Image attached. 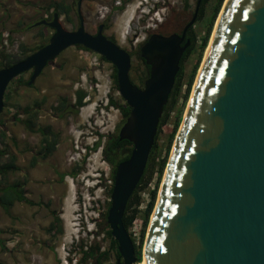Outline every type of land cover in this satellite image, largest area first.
Returning <instances> with one entry per match:
<instances>
[{"label": "water", "instance_id": "obj_1", "mask_svg": "<svg viewBox=\"0 0 264 264\" xmlns=\"http://www.w3.org/2000/svg\"><path fill=\"white\" fill-rule=\"evenodd\" d=\"M197 0L182 34H153L140 49L150 67L144 88L130 78L131 55L103 32L80 26L68 31L61 16L35 26L54 31L49 43L25 60L0 69V118L5 95L17 77L32 72V86L63 52L81 46L117 72L122 98L131 108L119 139L133 144L118 165L107 222L118 243L115 264H138L123 223L128 202L144 176L165 106L191 47ZM144 264H264V0H227L193 87L165 170L147 230Z\"/></svg>", "mask_w": 264, "mask_h": 264}, {"label": "rangeland", "instance_id": "obj_2", "mask_svg": "<svg viewBox=\"0 0 264 264\" xmlns=\"http://www.w3.org/2000/svg\"><path fill=\"white\" fill-rule=\"evenodd\" d=\"M225 2L200 60L195 82ZM54 3L71 7L69 14L61 15V23L66 30L76 31L80 22L74 0H0V54L21 57L46 44L54 31L49 27L42 29L44 25H35L42 20H52L57 12L55 8H50ZM216 3L217 0H212L206 6L204 15L198 17L192 28L194 51L181 64L182 95L199 59L201 41ZM142 4L151 11L145 20L139 16L138 7ZM196 4L197 0H83L82 14L85 29L92 35L97 34L100 24L108 21L109 29L105 35L115 37L117 45L131 53L133 70L130 71V78L134 85L143 89L145 66L136 54L140 45L151 31L160 29L171 33L182 30L191 20ZM121 6L123 10L119 9ZM31 74V71L25 73L24 80L28 81ZM113 75L111 63L101 61L100 56L93 52L72 47L48 65L35 84L20 86L16 92H11L1 115L4 127H0V147L17 156L21 171L10 174L4 185L19 181L26 192V199L34 205H15L9 225L4 223L5 213L0 207V241L4 246L0 250V264H79L82 243L88 246L98 244L102 250L110 248L111 241L106 236L110 226L105 223L104 215L110 209V189L115 175L114 167L104 158L103 147L109 136L119 135L126 122L122 109L127 105ZM79 92L86 93L84 107L76 116L69 114L59 119L63 110L59 109L61 100L66 99L72 105ZM182 103L183 100H179L176 108L168 113L167 123L158 129L157 148L150 154L149 166L145 170L139 214L129 230L135 247H142V260L146 241L145 237L141 243L145 210L158 181L159 165L169 155V138ZM188 105L189 101L184 106L182 119ZM28 106L35 108L37 117L33 121L37 126L51 127L59 134L56 150L45 160L38 158L35 166L31 162L41 148L40 137L31 134L14 119L21 109ZM19 117L27 119L25 115ZM98 142H101L100 146L94 150ZM74 173H77L76 177L72 176ZM51 210L61 212L59 227L62 228L63 223L62 234L57 233L54 238L48 235ZM115 263L112 256L107 264Z\"/></svg>", "mask_w": 264, "mask_h": 264}, {"label": "trees", "instance_id": "obj_3", "mask_svg": "<svg viewBox=\"0 0 264 264\" xmlns=\"http://www.w3.org/2000/svg\"><path fill=\"white\" fill-rule=\"evenodd\" d=\"M187 1L188 0H186V2ZM211 1L212 0H202L200 12H199V17L204 15L205 8L208 4H210ZM224 2H225V0H217V3H216L215 8H214V12H213L211 18L208 20L207 32H206L205 37L202 39L201 45H200L199 59H198L196 65L194 67V70L192 72V75L190 76L189 82L186 85V88H185L183 95H182V91H181V86H182L181 85V79H182L183 70L181 68L180 72L177 75L176 83H175L174 88L172 90V93L170 95L169 102L165 106L163 117L160 120L159 130L163 125H165L167 123L168 113L172 112L176 108L179 100H181V99L183 100L181 109L179 110V113H178L177 121L175 123V127H174V129L170 135V138H169V143H168V147H167L169 155H166V157L161 161V163L159 165L158 181L156 183L154 190L151 192L150 201H149V203L146 207V210H145V217H144V222H143L141 243L144 242V239H145L146 233H147V228L149 226L152 213H153L155 206H156V203H157L159 184H160V180L162 179L163 174H164L165 169H166L167 164H168V160L170 157V151L172 150L171 146L173 145V142H174L176 135L179 131L180 125L183 121L182 112H183L184 106L189 101V98H190V95L192 92V88H193V85L195 82V78H196V75H197V72H198V69L200 66V60H201L202 55L208 46V43H209V40L211 37V33L213 30V26H214V24L218 18V15L221 11V8H222ZM50 8H55V10L60 14V16L63 13L69 14L72 10L70 6L64 5L63 3H54ZM123 8L124 7L122 6L119 9L123 10ZM45 28H47V27L45 26L42 29H45ZM191 33H192V30H191ZM41 35L44 36V33H42ZM192 41H193V43H195V39L193 38V36H192ZM48 43H49V41L46 44H43L42 46L38 47L37 49L31 51V53L24 54L21 57L7 56L4 53H1L0 55H2L1 56L2 60L0 61V69L11 67V66L25 60L29 55L35 53L40 48L46 46ZM77 48L80 50H85V51L91 52V51H89L86 48L81 47V46H77ZM193 51H194V45L190 49H188L187 52L184 54L182 62ZM136 54H137V56L140 57V49L137 51ZM100 59L103 62H107L103 57H100ZM140 59H141V57H140ZM143 63L145 65V68L147 71V72L144 71L145 78L147 79L149 77L150 67L146 66L144 61H143ZM113 70H114L113 79H114L116 86L118 87L117 72H116V69L114 66H113ZM131 70H133V69L131 68ZM24 76H25V74L17 77L15 80H13L10 83V85L6 91V95H5L4 108L6 107V103H7V100L9 99L11 92H16L20 86H29L28 85L29 80L28 81L24 80ZM85 98H86V93H84V92L77 93V99H76L75 103L72 105H69L67 103L66 99H62L59 109H61V110L63 109V110H62V113L59 115V119H64L66 117V115H69V114L72 116H76L78 114V112L80 111V109L82 107H84L85 103L83 101L85 100ZM111 104L113 106L114 103L112 102ZM37 106H39V105L37 104ZM34 110H35L34 106L33 107L32 106L25 107V108L21 109L17 113V115H15V117H14V119L17 120V122L23 124L25 129L27 131H29L31 134H39L42 137L41 148H40L39 152L33 156V159L31 162L32 166L36 165L38 158L45 160L49 156H51L53 154V152L56 150V145L58 144V139H59V134L55 133L51 127H40V126L36 125V123L33 120H34V118L37 117V113H35ZM130 112H131V108L128 105H125V108L122 109V114H123L125 119H127L129 117ZM19 115H25L27 117V119H21L19 117ZM0 127H2V128L4 127V121L1 118H0ZM100 143L101 142H98L93 149L96 150L100 146ZM156 148H157V143L155 141V145H154L151 153H154ZM132 150H133V144L132 143H130L126 140H120L119 136H109L108 137V139L106 140V143L103 147V154H104L105 160L110 165H112L114 167V175H115V172H116L118 165L130 158ZM148 166H149V164L147 165L146 171L148 169ZM20 171H21V169L17 165V156L14 154H10L6 148L0 147V207L6 213L10 212V209L15 205V203L28 204L31 206L34 205L33 202L26 199V195H25L26 192L22 188V185L19 181H16L13 184L4 185L7 177L10 174H15V173L20 172ZM146 171H145L144 176L142 177L139 185L137 186L136 190L134 191L133 195L131 196V198L128 202L126 211H125V215L123 217V223H124L125 228L128 230V232H129L130 228L133 226V223L135 222V220L137 219V216L139 214V207L142 203L140 194H141V192L144 191L143 182H144V177L146 175ZM72 176L76 177L77 173L72 174ZM112 181H113V185L111 186V189H110V195L113 191V187H114V183H115L114 177L112 178ZM110 207H111V203H110ZM107 216H108V213H106L104 215V221L106 224H107ZM59 224H60V219L57 217L56 223H54L51 226V228L48 230V233L50 232L54 236L57 235V233L62 234L63 230L61 227H59ZM106 236L111 241V246L108 250H102V248L98 244L88 246L87 244L82 243L80 245L79 252L81 254V258L79 260V264H107L108 262H110L112 256L115 259L121 258L119 251H118V243L115 239H113L112 234H111V229H108L106 231ZM0 244H1V247L3 248L4 247L3 243L0 242ZM141 249H142L141 245L139 246V249L136 248L138 263H140L142 260Z\"/></svg>", "mask_w": 264, "mask_h": 264}, {"label": "flooded vegetation", "instance_id": "obj_4", "mask_svg": "<svg viewBox=\"0 0 264 264\" xmlns=\"http://www.w3.org/2000/svg\"><path fill=\"white\" fill-rule=\"evenodd\" d=\"M74 1H76L77 2V8H78V4H79V0H74ZM81 2L83 3V0H81ZM77 15H78V12H77ZM100 25H103V32H104V34H105V32L109 29V23H108V21L106 20L104 23H102V24H100ZM99 25V26H100ZM185 27V26H184ZM184 29V28H183ZM183 29L182 30H175V31H172L171 33H168V32H163L162 30H160V29H158L157 31H151V32H149V34H148V37L146 38V40L144 41V43H142V45H140V49H141V47L143 46V44H145V42H147L148 40H149V38L151 37V35H153V34H161V35H163V36H170V35H172V34H179V35H181L182 34V31H183ZM98 30H99V27H98ZM191 30L192 29H190L189 31H188V33H187V36H186V40H190L191 41V43H192V45H191V47L194 45V43H193V41H192V33H191ZM98 33V32H97ZM108 37V36H107ZM110 40H112L113 42H115L116 44H117V42H116V38L115 37H113V36H111V37H108ZM190 47V48H191ZM189 48V49H190ZM127 51V50H126ZM128 52V51H127ZM130 55H131V53L130 52H128ZM142 61H144V60H142ZM145 66V65H144ZM147 66V65H146ZM149 67V66H148ZM144 71L145 72H147L146 71V68L144 69ZM149 75H150V71H149ZM145 82V81H144ZM144 82H143V85H144ZM143 88H144V86H143ZM39 135V134H38ZM39 137H40V140H42V137H41V135H39ZM48 204V203H47ZM51 206H52V204H51ZM50 206V207H51ZM50 218V220H48V230L51 228V226L54 224V223H56V219H57V217L60 219V224H61V220H62V218H61V212H57V210H51L50 211V216H49ZM62 228H63V223H62ZM96 234H97V231H96ZM48 235H50V238H54V237H56V235L54 236V235H52L50 232L48 233ZM104 250H106V249H104ZM116 260V262L119 260V259H115Z\"/></svg>", "mask_w": 264, "mask_h": 264}, {"label": "clouds", "instance_id": "obj_5", "mask_svg": "<svg viewBox=\"0 0 264 264\" xmlns=\"http://www.w3.org/2000/svg\"><path fill=\"white\" fill-rule=\"evenodd\" d=\"M122 7V6H121ZM138 10H139V16H140V19H143V20H145L144 18H147V17H149V15H150V10H148L147 9V7L146 6H144L143 4H142V7H138ZM148 10V11H147Z\"/></svg>", "mask_w": 264, "mask_h": 264}, {"label": "crops", "instance_id": "obj_6", "mask_svg": "<svg viewBox=\"0 0 264 264\" xmlns=\"http://www.w3.org/2000/svg\"><path fill=\"white\" fill-rule=\"evenodd\" d=\"M18 165V164H17ZM19 166V165H18ZM17 204H21V203H15V205H17ZM14 205V206H15ZM14 206L12 207V208H14ZM12 208L10 209V212L9 213H6L3 209V212L5 213V215H4V223L6 224V225H9V222H10V215H11V211H12ZM0 233H2L1 231H0ZM0 242H2V241H0ZM3 243V242H2ZM1 246V245H0ZM4 248V247H3ZM2 247H0V250H2L3 249Z\"/></svg>", "mask_w": 264, "mask_h": 264}, {"label": "bare ground", "instance_id": "obj_7", "mask_svg": "<svg viewBox=\"0 0 264 264\" xmlns=\"http://www.w3.org/2000/svg\"><path fill=\"white\" fill-rule=\"evenodd\" d=\"M226 1H227V0H226ZM225 4H226V2H225ZM224 6H225V5H224ZM213 34H214V33H213ZM207 51H208V50H207ZM206 53H207V52H206ZM69 188H70V187H69ZM71 188H72V187H71ZM71 188H70V189H71ZM72 189H73V188H72ZM68 192H69V191H68ZM70 195H71V194H70ZM70 195H69V196H70ZM69 201H70V200H69ZM72 202H73V201H72ZM72 202H71V203H72ZM67 204H68V203H67ZM69 204H70V203H69ZM70 211H71V210H70ZM70 211H69V212H70ZM69 214H70V213H69ZM71 214H72V212H71ZM138 264H144V260H141V262L138 263Z\"/></svg>", "mask_w": 264, "mask_h": 264}, {"label": "built area", "instance_id": "obj_8", "mask_svg": "<svg viewBox=\"0 0 264 264\" xmlns=\"http://www.w3.org/2000/svg\"><path fill=\"white\" fill-rule=\"evenodd\" d=\"M94 61H95V64H96L97 63V59L95 58Z\"/></svg>", "mask_w": 264, "mask_h": 264}]
</instances>
